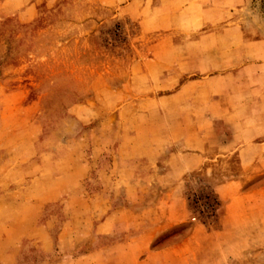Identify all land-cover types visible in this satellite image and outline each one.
Returning <instances> with one entry per match:
<instances>
[{"label":"rangeland","instance_id":"374dc122","mask_svg":"<svg viewBox=\"0 0 264 264\" xmlns=\"http://www.w3.org/2000/svg\"><path fill=\"white\" fill-rule=\"evenodd\" d=\"M189 155L184 221L152 247L197 227V255L264 264V0H0V264L49 218L52 251L22 236L14 263L58 264L66 202L48 189L91 203L118 159L136 176ZM148 179L132 205L162 195Z\"/></svg>","mask_w":264,"mask_h":264},{"label":"crops","instance_id":"0c3cea01","mask_svg":"<svg viewBox=\"0 0 264 264\" xmlns=\"http://www.w3.org/2000/svg\"><path fill=\"white\" fill-rule=\"evenodd\" d=\"M191 157L193 156H184L180 160L168 159L164 166L153 163L152 173L147 172V169H138L136 176L133 172L130 174L135 165L118 159L116 167L112 168L115 172L110 171L106 175L104 186L92 192L89 197L91 203L86 202L87 198L78 196L75 191L66 192L67 186L64 185L60 186L61 192L48 189L44 195L45 203L56 200L61 194H64L63 201L66 202V206L61 208L62 211L65 210L62 212L63 219L59 220L57 227V236L61 241L58 264H222L225 258L220 255L215 257L212 254L203 256L195 253L196 248L202 245V242L195 238L197 227L181 241L159 248L152 247V241L160 232L184 221L185 201L176 185L181 174L198 166L199 161ZM115 168L119 171L116 172ZM78 169L83 171L84 167L80 166ZM63 173L54 176L59 178V184L68 180L65 176L67 173ZM148 177L165 188L161 191L162 195H156L155 202L150 201L144 206L132 205L131 200L136 201L142 191L148 188L147 184L152 186ZM231 182L235 181L226 182L219 187L223 197L232 196L226 188ZM118 192L126 201L122 199L120 205H113L111 197ZM37 200L39 199L34 198L27 206H34ZM52 226V219L49 218L43 223L34 222L27 228L20 226L19 229L26 233L21 237L32 239L31 243L38 250L49 253L56 239V236L51 235ZM81 231H85L87 237L79 238ZM20 238L6 251V264H15L20 249ZM79 239L89 241L88 246H83L81 250L80 246H77ZM219 241V244L217 240L214 241L216 246L221 245L222 241ZM44 264L55 262L49 259Z\"/></svg>","mask_w":264,"mask_h":264}]
</instances>
